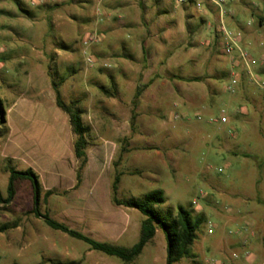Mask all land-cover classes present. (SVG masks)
<instances>
[{"label": "rangeland", "instance_id": "obj_1", "mask_svg": "<svg viewBox=\"0 0 264 264\" xmlns=\"http://www.w3.org/2000/svg\"><path fill=\"white\" fill-rule=\"evenodd\" d=\"M105 2L0 0L6 118L0 191L5 195L10 159L15 169L34 171L42 192L53 191L42 211L95 240L130 247L143 216L113 202L118 175L117 199L159 189L165 203L157 209L182 206L203 218L190 256L174 264H229L224 257L231 251L220 254L218 242L235 234L233 220L245 216L240 203L253 207L261 200L264 95L257 80H264V21L258 24L264 0H226L222 16L217 8L206 12L167 0H120L109 8ZM222 27L237 44L230 54ZM52 80L65 103L79 102L89 128L78 185L75 135L55 104ZM31 207V184L21 180L13 200L0 205V224L19 220L0 232V264H165L161 230L124 262L48 228L28 213ZM253 213L260 221L261 210L246 218ZM262 263L264 255L247 264Z\"/></svg>", "mask_w": 264, "mask_h": 264}, {"label": "trees", "instance_id": "obj_2", "mask_svg": "<svg viewBox=\"0 0 264 264\" xmlns=\"http://www.w3.org/2000/svg\"><path fill=\"white\" fill-rule=\"evenodd\" d=\"M264 18H258V24L262 25ZM217 35H214V38ZM227 72L223 71L219 78L224 79ZM52 89L54 91L55 104L68 115L71 130L75 135L73 143L74 155L79 160V166L76 173V185L79 184L81 179V170L86 164V135L89 132L88 126L82 122V109L78 106L79 102L65 103L61 97L58 83L51 81ZM139 91L142 88L139 87ZM139 94V93H138ZM6 124L5 109L0 101V129ZM4 131H0L2 136ZM7 171L9 173L6 185V193L3 195L0 191V205L4 206L9 204L15 197L18 182L21 180H29L32 188V207L28 211L35 218L41 219L45 226L48 228L66 234L67 236L80 240L88 245L91 250L102 252L108 256H114L124 262H132L143 250L144 246L149 243L156 230H161L164 234L166 241V258L165 264H174L183 258L190 256V246L197 238V231L203 222L202 217L193 218L191 212L179 206L174 211L169 209L163 211L157 209L165 203V198L161 190L156 189L149 191L143 197L132 198L127 200H120L116 197L117 183L119 181L118 175L114 177L111 184L112 200L116 205H122L127 208H133L140 212L143 216L140 222L138 240L130 247L114 244L106 241H98L81 233L75 229L69 228L62 222L54 219L48 211L41 210V203L47 202L48 198L53 194L52 190H45L42 192V187L38 181V176L31 168L24 170H17L10 165V159L7 161ZM19 226V220L15 219L0 224V232L4 233L9 230L15 229ZM53 264H64L59 261H53ZM71 264H74L72 262Z\"/></svg>", "mask_w": 264, "mask_h": 264}, {"label": "crops", "instance_id": "obj_3", "mask_svg": "<svg viewBox=\"0 0 264 264\" xmlns=\"http://www.w3.org/2000/svg\"><path fill=\"white\" fill-rule=\"evenodd\" d=\"M106 2L103 4L107 8L113 6H116L120 4V0H105ZM104 2V1H103ZM109 15V14H108ZM110 16V15H109ZM109 19V18H108ZM144 49V48H143ZM142 50V48H141ZM143 57H144V52ZM152 82L151 79L148 80V83ZM257 172L259 174H262L263 176L258 179L260 180L259 187L257 188V194L261 198L260 201L256 200V206H247L248 204L245 203L243 206V203H240V208L238 212H243L245 216H242L241 218L237 220H233V222L236 223L237 228L235 231V234L232 235V237L228 238H221L220 246L217 247V249L220 250V254L224 251L227 253L228 250L231 251V254H227V258L224 257V259L229 263V264H247L249 263H254L255 261L259 260L261 256L264 255V158H261L257 162ZM245 201V200H243ZM242 201V202H243ZM133 209V208H132ZM261 210L263 212V216L261 217V220L259 221V217H255V213L250 215V218L247 219L248 213L253 212L254 210ZM84 220H90L93 221L94 219L84 217ZM256 219V220H255ZM126 227V224L123 225ZM157 230L154 236H156ZM125 235H119L118 239L123 238ZM261 248V249H260ZM245 250V255L244 258L239 259L237 261H232L234 255H236L238 250ZM235 251V252H234ZM241 255V254H240ZM264 264V263H262Z\"/></svg>", "mask_w": 264, "mask_h": 264}, {"label": "built area", "instance_id": "obj_4", "mask_svg": "<svg viewBox=\"0 0 264 264\" xmlns=\"http://www.w3.org/2000/svg\"><path fill=\"white\" fill-rule=\"evenodd\" d=\"M167 1H172L175 4H184V5H192L194 6L197 10H202L204 9V11L209 12L211 10H213V8H217L219 11L220 16H222L225 13V9L223 8L226 0H167ZM222 31L226 34L228 41L231 43H226L224 46V52L226 54H230L233 51V46L237 47L236 42L231 39V34L229 32H227L225 30V28L222 27ZM239 51V56L241 57V59L244 60V62L249 63L250 64L253 63V61L249 60V57H247V54L244 53L241 49H238ZM89 62L94 61V59L88 58ZM237 77L236 75L233 76V78L230 80V85L228 87V89L233 90V87L237 84ZM257 84L259 85V87L261 88L263 95H264V80L263 81H258L257 80ZM223 116V115H222ZM197 118H200V115H197Z\"/></svg>", "mask_w": 264, "mask_h": 264}]
</instances>
